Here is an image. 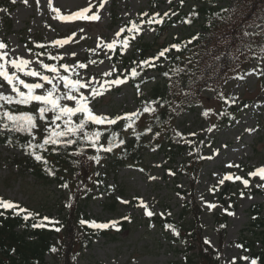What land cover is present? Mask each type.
<instances>
[{"label":"rangeland","instance_id":"1","mask_svg":"<svg viewBox=\"0 0 264 264\" xmlns=\"http://www.w3.org/2000/svg\"><path fill=\"white\" fill-rule=\"evenodd\" d=\"M9 1L10 4L7 6L0 2V9H8V12L0 11V16L6 17L0 19V41L6 43L11 54L36 60L37 57L27 51V42L31 41L32 45V42L39 44L36 40H42L50 45V49L47 50L45 57L41 56L39 59L45 62V58L51 59V56L59 55L62 58L61 63L69 65L85 63L88 65L86 69L77 70L80 76L84 78L94 76L98 83L106 79L103 76L104 72L112 71L108 59L110 51L102 49V45L116 38L115 33L124 21L131 18L140 20L139 16L144 12L149 15L154 12L163 15L168 11L172 14L178 4V0L171 2L162 0L158 4L150 3L148 0H103L104 7L99 9L100 20L65 22L55 18L56 13L52 8H59L61 14L66 15L89 4L91 6L97 4L93 8L94 11L99 8L101 0H52V7L48 6V0H39L38 3L37 0H28L27 4L23 0H17L15 4ZM223 3L230 11L235 9V1ZM113 12L119 18L117 24L111 22ZM5 20H9L10 23ZM142 27L143 31L134 41L142 37L143 41L152 42L155 29L147 25ZM248 27L256 30L260 28L259 25L253 24ZM193 30L185 28L184 33ZM176 34H182L179 25L164 31L155 42L161 44L169 41ZM69 36H72V40L67 45L52 46V41ZM98 45L101 47L98 48ZM128 50L130 48L124 53ZM73 52L76 53L75 56H72ZM91 61L96 63L93 64ZM151 75L153 73L147 71L141 78ZM23 78L28 82H34L33 78ZM223 91L236 98L252 100L249 109L239 115L231 125L226 124L218 130L214 129L210 125V113L207 116L202 114L209 107L219 109L218 100L214 98L209 99L208 107L201 103L194 111L188 109L177 111L178 117L171 125L185 135L194 137V143L186 151L185 156L196 153L204 159L193 188L189 185L188 178L173 171L174 175L169 174L170 169L166 167L163 155L156 154L154 150H149L145 155L143 165L122 168L115 177L109 175L106 180L108 184L114 188L118 186L122 191L119 194L115 193V196H119L117 210L108 212L103 208L104 195L98 194L97 188L93 190L95 195L92 200L85 204L82 210L96 222L120 218L125 221L124 217H128L127 225L114 240L104 237L93 239L90 247L82 250L74 264H175V262L183 264V252L188 244L180 239H177L176 243H171L159 228L148 223L144 209L140 206L141 199L148 205L149 210L169 212L171 215L177 214L183 203L192 204L200 211L199 224L194 230L195 240L191 243L193 253H198L204 244L203 241L207 239L210 241V248L218 250L222 264H231L233 257L236 258L237 264H249L240 259L246 254L237 247L236 240L239 231L249 221L247 212L252 204L262 203L264 215V187H257V184L264 185V181L259 177L248 176L249 172L264 166V115L261 122L256 120L260 110L264 114V73L260 74L255 64L251 63L241 74L228 77L223 83ZM205 95L212 97V94ZM92 106L98 114L115 116L137 110V100L134 90L126 83L108 90L103 96L98 97ZM209 128H212V131H207ZM249 129L251 131H248ZM129 132L127 130L124 133ZM191 133L195 135H190ZM16 154L21 155L9 146L0 145V195L27 207L39 208L41 214L56 219L59 190L54 185H41L28 175L23 177L18 173L16 166L12 164ZM98 169L101 170L102 167L98 166ZM225 174L249 179L250 183L245 187L239 181L230 189H226L225 184H232L233 180L220 184L219 180ZM221 190L224 192L223 196ZM255 191L256 193L251 194ZM177 193H180V196ZM123 201L128 203L125 204ZM205 202L215 204L216 207L209 210ZM230 208L232 210L228 212L225 220L226 229L224 233L219 232L214 214L225 213ZM188 218L191 221V217Z\"/></svg>","mask_w":264,"mask_h":264},{"label":"trees","instance_id":"2","mask_svg":"<svg viewBox=\"0 0 264 264\" xmlns=\"http://www.w3.org/2000/svg\"><path fill=\"white\" fill-rule=\"evenodd\" d=\"M218 1L183 0V4L178 7L179 11L175 17L163 22L160 31L177 23L189 26L194 21L198 23L203 33H196V30H194L190 34L173 38L172 44L180 43L187 46H182L179 52L172 49L166 54L168 57L166 65L154 68V71L159 75V81L157 80L149 86L147 97L149 100H158L161 106H159V111L150 118L156 121L152 125L153 128L158 125L162 127L167 123L164 120L169 114L168 103L177 104L179 109L185 108L188 104L197 105L195 104L196 98H200L205 88H208V91L212 89L216 95L221 97L220 99L223 97V101H228V104L223 102L225 104L223 122L230 120L241 109H245V105H248L249 101L247 100L237 101L234 99L235 103H231L230 101L233 98L223 94L220 87H222V82L225 80L227 73L243 69L248 62H259L262 55L264 56V52L261 51V48L264 47V36L261 35V32L264 31V0H235L237 5L233 12H226L222 6L215 5ZM188 2H192V4L184 8ZM254 19L262 25V29L258 33L248 31L245 28L247 22ZM256 20L254 21L256 22ZM245 32L250 33V35H245ZM193 33L198 39L192 41L191 44H187V41L194 36ZM166 47L170 46H161L160 50ZM138 52L139 56L143 58L150 55L152 51L149 50V46L141 44ZM175 67L184 68L185 71L181 72L179 76H173L170 70ZM164 72H170V75L166 77L163 75ZM177 81L179 83L174 84ZM132 83L135 85V81H132ZM141 83L138 82V84ZM186 85H191V87L186 88ZM173 88H179L181 94L176 90L172 92ZM172 93H176V95L173 96ZM141 100L142 102L146 101L145 97H141L139 101ZM194 105L191 106V109ZM99 127L104 128V126ZM112 130L117 132L116 126H113L109 131ZM38 131L43 132V129L41 128ZM107 135L108 133L105 132L101 138L102 143H107ZM40 138L38 134L37 140H40ZM28 139L26 133L0 132V144H8L22 154L21 157L14 156L15 158L12 161L19 171L27 172L36 182L41 184H55L56 187H61L63 183H67L72 188L71 191L75 196L73 199L75 205H70L68 208L62 207L66 203L60 205L59 213L65 212L61 234L53 228H32L31 225L40 222V218H42L36 210L27 209L34 214H38V216L24 220L23 214L17 216L13 214L12 210L0 209V213H3L0 215V264H50L46 261V255L57 258V263L52 262L51 264H72L76 252H79L80 248L86 243L85 246H89L92 237H114V234L109 232L112 227L101 230H88L79 225L81 215L79 206L88 202L91 195L84 191L83 185L80 184V178L77 176L78 173L83 172L86 174V172L82 170L80 162H73L74 158L70 155L73 148L78 145L60 152L45 151L42 153L49 159V167L53 168L56 173L52 176L45 171L41 162L34 160L23 150L22 145L27 143ZM145 142L146 140L142 136L139 139L132 137L121 149L115 151V155H111L104 172L115 174L120 167L140 161L142 153L146 149ZM174 149H176V152H173ZM183 149L184 147L177 145L175 140L170 138L167 147L163 150L170 155V157L167 156L170 161L174 162L176 161V154H181ZM94 154L95 150L91 148L84 149V157ZM181 164L183 173L188 177L196 172L198 166V162L190 163L187 158H183ZM102 191H106V186L103 187ZM80 195L81 198H78ZM106 207L109 211H114L116 200H110ZM190 208V206L184 205L180 214L181 220L186 216V213H190ZM261 209V205H254L250 208V220L246 230H244L246 232H244L245 234L242 233L238 239V242L250 251V257L258 259V264H264V216H262ZM158 221V225L162 226V221ZM170 223L174 227L183 229V233L190 232L187 227L179 226L173 221H170ZM118 224L116 223V225ZM79 232L81 236L77 239V233ZM190 236L194 237L191 234ZM74 239L77 240L74 241ZM258 244L260 248H257ZM52 248H55L56 251H51ZM203 248L206 250V247ZM187 264H217V262L213 259L212 254L207 252V254H198L196 257L188 256Z\"/></svg>","mask_w":264,"mask_h":264},{"label":"snow or ice","instance_id":"3","mask_svg":"<svg viewBox=\"0 0 264 264\" xmlns=\"http://www.w3.org/2000/svg\"><path fill=\"white\" fill-rule=\"evenodd\" d=\"M23 2L27 4L28 0H23ZM38 2L39 0H37ZM11 3H17V0H11ZM180 3L182 5L183 0H180ZM48 6L52 7V0H48ZM103 7L104 2L101 0L99 8L94 11L91 4L66 15H62L59 8H52V10L56 13L55 18L60 21H98L101 18L99 9ZM0 11L8 12V9H0ZM169 14L168 11L164 12L163 15L158 12H154L151 15L147 12L141 13L139 23L135 20L129 21L126 27H121L115 33L116 38L110 42L103 43L102 49L114 52L119 48V51L123 53L129 48L130 41L136 39L143 31L142 26L151 27L153 24H162L165 17H168ZM172 14L174 15L175 13ZM244 34L250 35L248 32ZM72 35L74 36L75 33ZM261 35L264 36V31L261 32ZM196 39L198 37L193 36L187 41V44H191ZM70 40H72V36L56 39L51 44L53 47H62L67 45ZM37 46L40 48L44 47V45ZM182 46L186 47L187 45L174 43L170 47L162 49L156 56L140 60L139 62L133 61L132 63L136 66L130 67L129 71L122 76L113 77L111 72H104L103 76L106 79L98 83L94 76L91 78L80 76L77 70L86 69L88 65L85 63L77 62L75 65L46 63L39 59L40 54L38 53H33L37 57L36 60L26 59L23 56L11 54L7 50L6 43L0 41V130H6L8 133H26L29 139L27 143L22 145L23 150L34 160L41 162L49 175L54 176L56 173L53 168L49 167V159L42 154L45 151L60 152L78 145L73 148L70 155L74 158V163H79L84 156V149L91 148L95 150V154L87 156V159L90 162L99 164L101 162V153H111L114 149H119L125 144V140L120 137L118 132L115 130L109 131L113 126L122 123L124 131L132 130V134L139 139L140 133L135 131L136 122L145 113L155 115L157 107L161 105L158 100H149L143 104L142 111L135 110L112 116L109 114H98L92 106L93 102L98 97L103 96L108 90L122 86L137 78L143 69L155 68L161 58L168 59L166 55L168 52L172 49L179 52ZM99 47L101 45H98ZM27 51L31 53L32 49H27ZM261 51L264 52V47L261 48ZM75 55L76 53L73 52L72 56ZM50 58L52 60L62 59L59 55L51 56ZM108 59H111V56ZM91 63L94 64L96 61H91ZM113 71H115V68H113ZM184 71L185 69L180 67L170 70L173 76H179ZM170 72H164L163 75L167 77ZM23 77L33 78L34 82H28ZM178 83V81L174 82V84ZM137 95H141L139 86H137ZM230 102L235 103V100L233 99ZM19 106H31L32 110H18ZM209 111V109H206L202 114L207 116ZM156 118L158 119V117ZM99 126L107 127L101 129ZM214 127L216 126L213 125L212 128ZM41 128L43 132L38 131ZM212 128L207 129V131H212ZM144 131L145 133L152 132V129L146 128ZM248 131H251V129ZM105 132L108 133L106 144L101 142ZM38 134L41 137L40 140H37ZM155 135L159 136L160 133L157 132ZM175 135L182 136L178 131ZM190 135H195V133ZM141 171L143 170L141 169ZM169 174L174 175L175 173L169 170ZM248 176L259 177L261 181H264V166L249 172ZM150 178L155 179V177ZM230 180L241 181L245 187H248L250 183L249 179L240 176L233 177L231 174H225L219 180V183L224 184L225 181ZM61 187L68 188L69 185L63 183ZM257 187H264V185L257 184ZM177 195L180 196V193H177ZM241 196H244L243 192ZM123 203L127 204L128 201H123ZM205 203L209 210L216 207L215 204ZM140 206L144 209L146 216L152 217L155 214L149 210L148 205L142 199L140 200ZM0 209L12 210L13 214L17 216L23 214L24 220L38 216V214L20 207L16 202L4 198H0ZM2 214L0 213V215ZM229 214L234 215V213ZM124 219L127 220L129 218L124 217ZM80 223L82 225L89 224L93 229L101 230L115 227L117 222L98 223L96 221L81 220ZM58 224L59 221L44 216L40 218V222L33 223L31 226L32 228L52 227L59 232L61 229L57 226ZM165 228L170 229L173 235H179L178 230L173 225L166 224ZM204 243L210 244V241L205 239ZM237 247L242 246L238 245ZM51 251L55 252L56 249L52 248ZM240 259L250 262V264H258L257 258L242 256ZM231 264H237L235 257H233Z\"/></svg>","mask_w":264,"mask_h":264}]
</instances>
